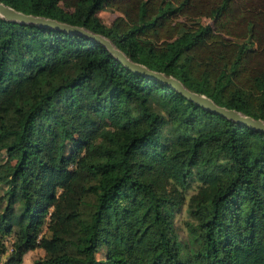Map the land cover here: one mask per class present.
Wrapping results in <instances>:
<instances>
[{
    "label": "trees",
    "instance_id": "trees-1",
    "mask_svg": "<svg viewBox=\"0 0 264 264\" xmlns=\"http://www.w3.org/2000/svg\"><path fill=\"white\" fill-rule=\"evenodd\" d=\"M0 1L102 33L264 119V0ZM106 8L121 12L110 26L97 15ZM106 118L114 128L93 145ZM0 150L15 159H0V259L13 234L3 264L38 247L34 264H264V131L133 72L85 35L0 17ZM195 179L185 237L174 219Z\"/></svg>",
    "mask_w": 264,
    "mask_h": 264
},
{
    "label": "water",
    "instance_id": "water-1",
    "mask_svg": "<svg viewBox=\"0 0 264 264\" xmlns=\"http://www.w3.org/2000/svg\"><path fill=\"white\" fill-rule=\"evenodd\" d=\"M0 17L9 21L36 24L41 27H51L67 31L69 33H78L85 35L101 43L121 64H123L126 68L132 70L133 72L170 85L187 99L193 101L195 104L208 111L221 115L233 122L246 125L254 130L264 131L263 118L254 117L236 108L221 105L207 94L190 89L176 76L166 74L160 70L152 69L144 63L133 60L109 37L102 33L95 32L82 25L72 24L69 22L58 20L56 18L26 13L14 8L9 4L4 3L3 1H0Z\"/></svg>",
    "mask_w": 264,
    "mask_h": 264
},
{
    "label": "rangeland",
    "instance_id": "rangeland-1",
    "mask_svg": "<svg viewBox=\"0 0 264 264\" xmlns=\"http://www.w3.org/2000/svg\"><path fill=\"white\" fill-rule=\"evenodd\" d=\"M97 15L104 24H106L107 26H110L115 21V19L119 15H121V12H119L117 10H112V9L106 8V9H100L97 12ZM200 20L203 24H207V23L212 24V22H213L208 17H201ZM101 122H102V130H101L100 135L98 137H95V138H87L93 145H96L98 143L99 139L104 134L110 132L114 128V122L112 120H110L109 118L103 119ZM77 136L82 138V135H77ZM6 157H7V154H6L5 150H0V159L2 161L7 160L5 162V165L8 163H13L15 160L11 154H9L8 159H5ZM0 174H1V176L4 174V169L0 168ZM200 184H201L200 181H198L196 179L194 181H192L191 186L186 190V201L183 204L181 211L175 215V219H174L175 225H176L178 231L180 232V234L185 236V237L188 234L187 228L185 227V221L189 218V213L187 211L188 198L193 193L197 192ZM5 187H6L5 184L0 183V209H3V207L6 204V200H5L4 195H3V193L5 191ZM43 232L48 234L46 226L43 228ZM12 241H13V234H7L4 238V242H5V246H6V252H5V254H3L2 258L0 259V264H3V260L5 259V256L10 251ZM44 254H45L44 250L40 247L35 248L33 250H28L23 255L22 262L19 264H34V262L36 260L43 258ZM101 256H102V254H100V253L97 254V257H101Z\"/></svg>",
    "mask_w": 264,
    "mask_h": 264
}]
</instances>
